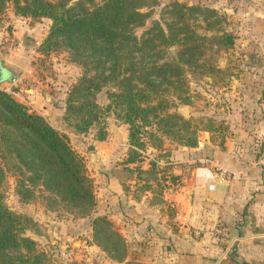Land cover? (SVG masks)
Wrapping results in <instances>:
<instances>
[{"label": "rangeland", "instance_id": "374dc122", "mask_svg": "<svg viewBox=\"0 0 264 264\" xmlns=\"http://www.w3.org/2000/svg\"><path fill=\"white\" fill-rule=\"evenodd\" d=\"M137 6L145 16L141 24L129 27V33L138 44L123 42L128 59L120 61L137 70L153 67L150 76L157 90L153 104L157 98L164 100L158 112L175 113L184 124L173 120V125L158 126L159 120L148 117V125L137 123L132 129L115 111L119 107L112 94L122 91L120 79L107 80L102 66L108 68L109 63L99 52L90 57L88 48L77 57L67 47L47 49L49 19L20 16L11 2L0 11V54L21 71L15 83L0 86V91L65 137L92 182L93 206L82 215L70 203L49 198L42 174L51 167L50 158L45 163L36 159L39 165L27 174L31 178L27 182L17 169L4 173L0 181L4 202L33 223L24 236L34 243L43 264H147L133 254L150 246L145 234L153 228L134 226L133 235L127 229V215L107 216L102 210L108 172L115 169L116 188L122 194L145 203V191L176 186L180 175L196 164L183 154L203 143L221 145L235 138L247 110L264 104V36L249 35L250 20L201 0H138ZM158 29L168 42H162ZM146 39L150 40L143 44ZM192 46L195 53L190 57L183 48ZM94 76L105 80L94 83ZM81 77L92 78V83L85 95L87 105L78 113L67 107ZM163 77L171 84L162 82ZM85 143H93L95 150L87 152ZM25 144L29 146L28 139ZM109 185L113 190L115 185ZM7 254L15 256L18 251L9 249Z\"/></svg>", "mask_w": 264, "mask_h": 264}, {"label": "trees", "instance_id": "16d2710c", "mask_svg": "<svg viewBox=\"0 0 264 264\" xmlns=\"http://www.w3.org/2000/svg\"><path fill=\"white\" fill-rule=\"evenodd\" d=\"M7 2L15 6L20 16L51 21L44 40L45 48L67 47L77 57L84 56L88 48L93 53L90 57L99 52L105 63H109L108 68L102 66L107 80L120 79L122 91L112 94L115 108L119 107L118 110L114 109L132 129H136L133 126L137 123L148 125V117L159 120L158 126L163 123L173 125V120L177 124L185 123L175 113L158 112L160 101L166 104L164 100L157 98V104H153V94L157 91L150 76L153 67L137 70L130 62L124 66L128 56H123L125 51L121 45L126 41L134 46L138 44L129 33V27L141 24L145 16L137 6L138 0H0V11ZM158 36L162 42H168L159 29ZM149 40L146 39L143 44ZM183 51L190 57L195 53L193 46L185 47ZM121 58L125 60L121 62ZM120 66L124 68L122 74L118 72ZM176 69L181 68L178 66ZM105 77L92 78L94 83H98ZM92 78L79 79L71 91L74 96L69 99L67 109L81 113L82 107L87 105L85 95L89 94ZM162 82L171 84V79L163 77ZM94 87L99 89L97 84ZM136 100L141 102L140 105ZM27 139L29 146L25 144ZM47 158L52 160V165L44 170L42 177L43 185L50 192L49 198L70 203L82 215L87 214L94 200L92 182L82 159L69 148L66 138L46 125L40 116L28 113L8 94L0 91V181H3L4 173L9 168L12 171L17 169L19 177L27 182L31 179L27 174H30L32 167L39 165L36 159H43L45 163ZM38 169L44 167L39 166ZM45 178L49 179L48 182ZM33 183L34 179L31 180ZM32 224L30 219L6 206L0 191V264H43L34 243L24 236ZM9 249L17 250L18 254H7Z\"/></svg>", "mask_w": 264, "mask_h": 264}, {"label": "crops", "instance_id": "0c3cea01", "mask_svg": "<svg viewBox=\"0 0 264 264\" xmlns=\"http://www.w3.org/2000/svg\"><path fill=\"white\" fill-rule=\"evenodd\" d=\"M201 3L250 20L249 35L264 36V0ZM249 109L239 135L183 154L196 164L176 186L145 191V203L122 194L115 169L108 172L115 187L103 190V212L127 215L133 235L134 226L153 228L145 234L150 246L133 257L147 264H264V104ZM220 225L228 228L226 237L214 232Z\"/></svg>", "mask_w": 264, "mask_h": 264}, {"label": "water", "instance_id": "95a60500", "mask_svg": "<svg viewBox=\"0 0 264 264\" xmlns=\"http://www.w3.org/2000/svg\"><path fill=\"white\" fill-rule=\"evenodd\" d=\"M20 74L21 71L7 63L0 54V86H9L15 83ZM185 113L186 108H184V114ZM84 146L87 152H93L95 150L93 143H85Z\"/></svg>", "mask_w": 264, "mask_h": 264}, {"label": "built area", "instance_id": "2783aa9c", "mask_svg": "<svg viewBox=\"0 0 264 264\" xmlns=\"http://www.w3.org/2000/svg\"><path fill=\"white\" fill-rule=\"evenodd\" d=\"M214 232L219 234L220 237H226L228 235V228L220 225L214 230Z\"/></svg>", "mask_w": 264, "mask_h": 264}]
</instances>
